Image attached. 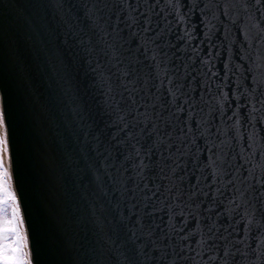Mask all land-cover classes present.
<instances>
[{
  "label": "water",
  "instance_id": "obj_1",
  "mask_svg": "<svg viewBox=\"0 0 264 264\" xmlns=\"http://www.w3.org/2000/svg\"><path fill=\"white\" fill-rule=\"evenodd\" d=\"M105 2L112 20H137L131 29L121 23L123 40L109 43L141 60L150 85L163 81L157 94L168 106H157L158 123L172 133V148L153 158L166 177L157 180L163 195L153 213L154 238L167 246L160 264H264V0ZM94 3L0 0V98L23 116L13 143L25 168L21 196L30 236L41 234L50 264H129L125 257L141 264L131 245L99 257L100 237L75 175L84 134L120 115H100L106 100L113 103L106 93L115 72L104 45L94 38L89 53L70 31L73 17Z\"/></svg>",
  "mask_w": 264,
  "mask_h": 264
},
{
  "label": "snow or ice",
  "instance_id": "obj_2",
  "mask_svg": "<svg viewBox=\"0 0 264 264\" xmlns=\"http://www.w3.org/2000/svg\"><path fill=\"white\" fill-rule=\"evenodd\" d=\"M59 7L63 8V5ZM110 7L105 0H97L83 17H73L76 25L70 28L72 36L89 53L95 50L94 38L95 43L104 45L100 51L109 57L115 72L109 75L106 93L113 103L106 100V110L100 115H110L112 111L120 113L113 124L105 122L103 128L97 127L96 133L84 134L85 147L80 149L75 175L78 186L84 189L81 199L88 202L91 223L100 237L99 257L131 245V251L136 257H143V262L155 261L160 264L168 255L163 250L167 246L158 244L161 237L154 238L159 225L155 223L153 213L159 201L157 194L163 195L157 180L166 177L160 174L163 173L160 161L153 158L159 152L163 159V151L172 148V133L162 129L158 123L161 113L157 111V106L163 109L168 105L157 94L161 92L163 81L160 85H150L149 77L143 76L142 69L137 67L141 60L133 55L121 56L116 44L109 43V38L113 41L123 40V28L118 27L121 23L129 29L137 24L136 18L131 15L121 21L119 14H116V19L112 20L111 15L104 12ZM120 11H124V8H120ZM128 20L131 23H127ZM79 33L86 38H81ZM129 35L135 36L136 33L130 32ZM106 49L111 50V55ZM125 51L132 53L133 50L129 48ZM135 51L138 53L140 46ZM147 52L145 47L142 54L145 58ZM152 59H155V54ZM152 87L156 88V93L150 90ZM168 95L173 97L171 103L174 104L172 88L168 89ZM176 110L183 111L179 105ZM172 115L169 112V118ZM21 120L22 114L14 112L11 106H5L0 98V264H50L45 258L48 248L41 234L37 232L33 240L27 227L26 205L21 196L25 168L20 153L14 156L13 152L17 124ZM112 128L115 131L106 130ZM180 131L183 134V129ZM88 137H91L90 142ZM168 158L171 159V153ZM175 171L173 168L172 172ZM148 219L152 223H148ZM125 259L129 260V264H134L131 258ZM102 264H108L107 258ZM115 264H119V261Z\"/></svg>",
  "mask_w": 264,
  "mask_h": 264
}]
</instances>
